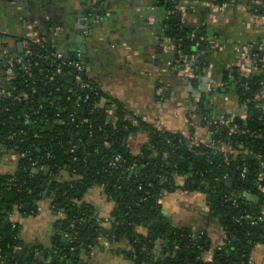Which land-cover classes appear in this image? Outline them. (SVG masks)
Wrapping results in <instances>:
<instances>
[{
	"label": "trees",
	"instance_id": "trees-1",
	"mask_svg": "<svg viewBox=\"0 0 264 264\" xmlns=\"http://www.w3.org/2000/svg\"><path fill=\"white\" fill-rule=\"evenodd\" d=\"M182 1L157 0L155 6L167 13L175 11L166 21L163 35L180 43L184 54L194 57L196 46H209L200 40L207 33L204 28L177 18L176 5ZM254 7L251 12L264 15L262 7ZM31 49L33 53L51 51L47 44L44 49L31 44ZM252 54L260 61L264 49ZM194 70L201 75L198 63ZM25 79H16L13 84L30 93ZM224 81L226 88L235 87L240 102L248 107L246 121L236 117L228 128L212 126L215 139L232 144L240 152L236 157L212 151L205 145L190 148L192 132L188 137L159 131L142 118L134 126L127 118L133 113L103 92L77 110V115L89 119L90 124L79 128L57 126L56 131L42 128L39 122L38 127L33 126L24 119L25 114L31 113V105L0 102V132L5 136L14 126L12 132L17 134V140L9 147L18 145L19 152L25 154L14 174H0V264H86L80 257H89L100 238L110 244L128 240L132 251L126 254L131 264H248L253 249L264 244V223L240 224L237 219L250 215L253 221L264 206V195L259 191L264 181H259L261 169L255 159L259 154L264 160V138L249 137L250 132L264 133V110L252 101L262 89L264 69L241 77L238 68H233L225 72ZM192 83L194 89L198 88L199 77ZM111 103L117 107L115 125L107 113ZM65 107L74 109L68 104ZM201 109L200 121L208 125L215 117ZM232 127L249 133L231 134ZM134 133H146L149 139L137 154L124 142ZM21 138L23 143L19 142ZM105 141L111 146L106 147ZM246 149L249 155L245 156L241 153ZM244 164L248 173L242 178ZM63 173L71 180L57 179ZM178 177H187L183 186L176 183ZM228 179L233 180L231 185ZM95 187H103L108 201L114 203L110 227L103 226L95 208L82 201L85 193ZM176 191L205 193L214 216L227 232L225 244L214 251L212 261L203 258L209 249L205 235L176 229L165 218L160 200L165 193ZM233 192L240 195L238 207L227 200ZM42 200L50 201L54 215L65 217L54 224L51 248L24 245L19 235L20 224L7 219V213L16 210L22 216H35ZM139 228L146 233L139 232ZM20 247L21 257L17 254Z\"/></svg>",
	"mask_w": 264,
	"mask_h": 264
},
{
	"label": "crops",
	"instance_id": "crops-1",
	"mask_svg": "<svg viewBox=\"0 0 264 264\" xmlns=\"http://www.w3.org/2000/svg\"><path fill=\"white\" fill-rule=\"evenodd\" d=\"M252 1L228 0L224 13L216 20L204 4H189L192 8L188 22L204 28L206 38L218 47L210 42H206L208 47L196 46L195 61L202 70L200 83L198 88L186 90V82L174 69L175 56L165 50L162 42L169 14L156 7L154 0H0V89L8 87V61L24 54L23 41L33 32L52 50L67 57L80 53L87 74L108 99L165 131L185 135L192 132L194 138H207L209 128L200 121L201 108L214 117L248 114L235 87H225L224 77L253 51L264 49V29L252 15L243 13ZM86 18L87 28H77L79 20ZM214 83L218 86L214 87ZM207 87H214L210 94ZM147 142L146 133H134L127 139L134 153ZM2 155L0 174L14 173L17 163ZM186 179L178 177L176 183L183 186ZM82 201L92 205L106 222L112 216L114 203L98 187L89 189ZM160 204L174 228L203 231L198 235H205L209 245L203 258L212 261L214 251L225 244L227 234L214 216L207 195L201 191L165 193ZM17 218L24 245L52 247L57 218L50 201L39 202L35 216ZM108 223L106 226L110 227ZM139 232L146 230L139 228ZM130 250L126 239L110 244L100 238L91 255L80 258L86 264H131L126 254ZM251 260L253 264H264V244L253 249Z\"/></svg>",
	"mask_w": 264,
	"mask_h": 264
},
{
	"label": "built area",
	"instance_id": "built-area-1",
	"mask_svg": "<svg viewBox=\"0 0 264 264\" xmlns=\"http://www.w3.org/2000/svg\"><path fill=\"white\" fill-rule=\"evenodd\" d=\"M154 1L156 2L157 0ZM196 2L202 3L207 6L211 10L213 18L215 20L218 18V16H221L224 13L225 8L227 7L226 5L228 3L226 0H184L176 5V11H178L183 23L188 22L190 9L192 8L190 5ZM255 5L260 6L262 7V9H264L263 0H254L250 5L243 9V13L244 15L248 13L252 15L255 21H257V23L260 24L264 29V15H259L255 12H251L252 9L255 8ZM155 8L156 7L153 6L152 10H155ZM174 13L175 11L168 12L169 16L173 15ZM252 13H254V15ZM200 40L204 42H210L213 47H218L214 41H209L206 37H201ZM162 42L165 50L177 57L174 62V69L186 82V90L187 87L189 89L192 87L194 88L192 81L197 77H199L200 80V76L196 75L194 70V64L196 63L195 56L193 57L184 54V52L181 50V44L176 43L173 39L166 35L162 36ZM31 44L37 45L41 49H44L46 45L45 41L41 38H38L35 33H28V38L23 41L24 54L18 58L9 60L6 65L5 77L8 87L5 89H0V102L9 101L13 105H31V113L25 114L23 116L24 119H26L30 122V124L36 127H38L37 123L39 122V125L47 130L52 129L56 131L57 126L64 125H73L74 127L79 128L81 125L90 124L89 119H81L77 115V110H81V108H83L85 104L92 103L95 98L101 95L102 90L91 80V78L87 74L84 62L80 59V53L75 57H67L63 53L54 51L52 49L50 52L42 51L33 53ZM250 48H252V46ZM262 69H264V57L262 58V60L257 61L256 56L252 53L247 58H244V63H242V65L238 67L241 77H249L253 73H260ZM19 77L21 79H25L27 77V79H25V82H28V85H30V93L25 89H21V87H19L18 85L16 86L15 84H13L16 79H20ZM215 86H218V84L214 83V87ZM214 87H207V91L209 94L214 89ZM50 88H52V90H50ZM252 101L258 103L259 107L264 110V83L262 84V89L254 95ZM65 104L73 106V111L68 110L65 107ZM116 109L117 107L114 103H111V105L108 107L107 113L111 118L112 125H115L117 122ZM127 118L132 121V124L134 126H137V119L141 117L133 113V115H130ZM235 118V116H220L210 120L208 123V137H191L190 148L205 145L212 151L224 154L225 156L236 157L240 155V152L234 149L232 144L224 143L218 139H215L216 131L212 130V126L218 124L226 128L230 127ZM239 118L246 121L247 116ZM142 120L145 121L143 118ZM153 126L159 131H165L158 125ZM12 128H14V126L10 128L11 132L5 136L0 132V140L2 141L0 142V153L4 154V156H2L7 160H13L15 161V163H17V171L19 162L21 159L25 158V154L19 152L18 145L9 147V145L13 144L17 140V134L15 132H12ZM62 130L63 127L58 131L62 132ZM230 133L247 135L249 132L246 130H238L236 127H232L230 128ZM181 134L185 135V133ZM187 136L189 137V135ZM249 137L253 140L254 138H264V133L250 132ZM19 142L23 143L24 139L21 138ZM104 145L106 147L111 146V144L107 141L104 142ZM75 147L76 146L73 147L74 149L71 150V152H74ZM138 152H136L135 154H137ZM241 154L245 156L249 155V151L246 149L245 152ZM255 159H257L258 165L261 169V172L259 173V181H264V160H262V156L259 154H257ZM247 173L248 166L244 164L241 169V177L244 178ZM57 179L61 181L71 180L66 173L61 174L59 177H57ZM204 183L205 182H203V184ZM98 188L103 191V187ZM259 191L264 195V186L260 185ZM239 197L240 195L238 193L233 192L229 195V198L227 200H229L233 206L238 207ZM7 214V219L10 220V222L19 223L17 216L20 214L17 210ZM251 220L252 217L250 215H244L237 219V222L240 224L247 223L253 225L257 223H264V206L261 208L259 216L255 220ZM107 221L110 222L111 220L108 219ZM193 239L195 240L196 237L194 236ZM19 249L22 248H17V251H19ZM160 249L158 251H160ZM248 264H253L251 257Z\"/></svg>",
	"mask_w": 264,
	"mask_h": 264
},
{
	"label": "water",
	"instance_id": "water-1",
	"mask_svg": "<svg viewBox=\"0 0 264 264\" xmlns=\"http://www.w3.org/2000/svg\"><path fill=\"white\" fill-rule=\"evenodd\" d=\"M95 17H96V16H95ZM177 18L180 20V16H178ZM87 24H88V22H87V18H86V20H85V19H81V20H79V25L77 26V28L86 29V28H87ZM80 26H82V27H80ZM84 27H85V28H84ZM205 105L207 106V103H206ZM124 142L126 143V142H127V139H126ZM232 182H233L232 179H228V180H227V183H228L229 185H231ZM202 233H203V231H202L201 229H198V230H197V234H202ZM52 236H53V234H52ZM17 254H18L19 257H21V256L23 255V252H22V251H17ZM73 257H75V256H73Z\"/></svg>",
	"mask_w": 264,
	"mask_h": 264
},
{
	"label": "rangeland",
	"instance_id": "rangeland-1",
	"mask_svg": "<svg viewBox=\"0 0 264 264\" xmlns=\"http://www.w3.org/2000/svg\"><path fill=\"white\" fill-rule=\"evenodd\" d=\"M208 197V196H207ZM107 198V197H106ZM108 200V199H107ZM52 211V210H51ZM56 216V221H58V220H60V219H64L65 217L63 216V215H61V214H58V216L57 215H55ZM102 219V218H101ZM109 219H111V217L109 218ZM108 222H106V219L105 220H103V226H105V227H107L106 226V224H107ZM110 223V222H109ZM108 223V224H109Z\"/></svg>",
	"mask_w": 264,
	"mask_h": 264
}]
</instances>
